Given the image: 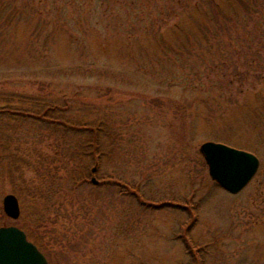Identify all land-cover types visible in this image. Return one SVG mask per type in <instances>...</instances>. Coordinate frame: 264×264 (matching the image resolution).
Returning a JSON list of instances; mask_svg holds the SVG:
<instances>
[{"label":"rangeland","instance_id":"1","mask_svg":"<svg viewBox=\"0 0 264 264\" xmlns=\"http://www.w3.org/2000/svg\"><path fill=\"white\" fill-rule=\"evenodd\" d=\"M209 140L259 157L240 192ZM10 225L50 264H264V0H0Z\"/></svg>","mask_w":264,"mask_h":264},{"label":"water","instance_id":"2","mask_svg":"<svg viewBox=\"0 0 264 264\" xmlns=\"http://www.w3.org/2000/svg\"><path fill=\"white\" fill-rule=\"evenodd\" d=\"M211 177L231 193L240 192L254 177L259 157L247 150L223 142L206 141L200 146ZM93 182L98 180L93 177ZM4 210L12 218H18L21 207L18 197L7 194L3 199ZM0 264H50L46 255L18 226L0 227Z\"/></svg>","mask_w":264,"mask_h":264},{"label":"trees","instance_id":"3","mask_svg":"<svg viewBox=\"0 0 264 264\" xmlns=\"http://www.w3.org/2000/svg\"><path fill=\"white\" fill-rule=\"evenodd\" d=\"M81 128H84V129H82V130H85V132H88V129H90V130H92V132L95 133L96 135L98 134V132H99V130H100V126H97V127H94V126H93V127H91V126H90V127H89V126L87 127V126H86V127H81Z\"/></svg>","mask_w":264,"mask_h":264}]
</instances>
